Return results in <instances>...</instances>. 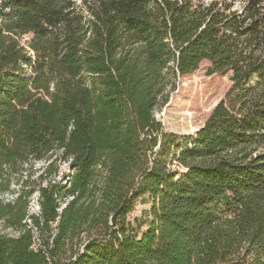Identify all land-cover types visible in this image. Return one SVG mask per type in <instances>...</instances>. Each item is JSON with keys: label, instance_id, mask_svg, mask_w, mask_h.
<instances>
[{"label": "trees", "instance_id": "1", "mask_svg": "<svg viewBox=\"0 0 264 264\" xmlns=\"http://www.w3.org/2000/svg\"><path fill=\"white\" fill-rule=\"evenodd\" d=\"M203 61L230 89L193 134L164 132L155 108ZM13 182L0 264H264V0H0V193Z\"/></svg>", "mask_w": 264, "mask_h": 264}, {"label": "rangeland", "instance_id": "2", "mask_svg": "<svg viewBox=\"0 0 264 264\" xmlns=\"http://www.w3.org/2000/svg\"><path fill=\"white\" fill-rule=\"evenodd\" d=\"M28 38L29 35H26L22 41L28 40ZM231 85L232 82L228 73L211 72L209 62L203 61L194 72L176 78L168 101L163 106L155 108L153 115L161 123L164 132L191 135L203 125L214 106L224 97ZM46 164L47 161L32 163L31 169L28 170V173L31 174L28 178V188L33 186L32 181L39 182V176ZM57 166L58 174L49 178L60 180L63 179L64 174H67L68 164L65 161L58 159ZM18 185L13 182L9 191L0 193V204L12 201L16 197ZM37 199L38 193L36 191L27 199L29 214L36 215L39 213ZM150 205L147 196L144 195L138 198L134 209L128 215L132 225H140V232L146 228ZM1 234L17 235V232L6 227L0 219ZM47 236V233L39 236L34 231V248H37ZM64 258L66 257L63 255L60 257L61 260H64Z\"/></svg>", "mask_w": 264, "mask_h": 264}]
</instances>
